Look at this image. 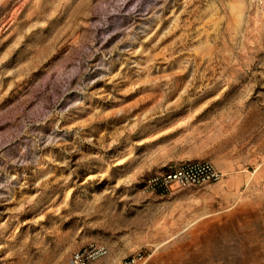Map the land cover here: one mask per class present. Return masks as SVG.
Returning <instances> with one entry per match:
<instances>
[{
  "label": "rangeland",
  "instance_id": "374dc122",
  "mask_svg": "<svg viewBox=\"0 0 264 264\" xmlns=\"http://www.w3.org/2000/svg\"><path fill=\"white\" fill-rule=\"evenodd\" d=\"M89 248L264 264V0H0V264Z\"/></svg>",
  "mask_w": 264,
  "mask_h": 264
},
{
  "label": "built area",
  "instance_id": "2783aa9c",
  "mask_svg": "<svg viewBox=\"0 0 264 264\" xmlns=\"http://www.w3.org/2000/svg\"><path fill=\"white\" fill-rule=\"evenodd\" d=\"M220 172L208 161H187L172 169L156 172L145 179V187L154 193L167 194L177 188L200 187L219 180ZM103 253L102 248H89L71 254L69 264H91ZM130 259L126 264H133Z\"/></svg>",
  "mask_w": 264,
  "mask_h": 264
},
{
  "label": "bare ground",
  "instance_id": "6f19581e",
  "mask_svg": "<svg viewBox=\"0 0 264 264\" xmlns=\"http://www.w3.org/2000/svg\"><path fill=\"white\" fill-rule=\"evenodd\" d=\"M190 226H191V224L188 225L187 228H189ZM248 256H249V251L245 250L239 256L229 257L227 260L224 261L223 264H246L249 260Z\"/></svg>",
  "mask_w": 264,
  "mask_h": 264
}]
</instances>
